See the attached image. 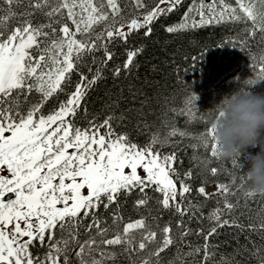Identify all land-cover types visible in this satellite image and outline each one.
I'll return each instance as SVG.
<instances>
[{"label": "snow or ice", "instance_id": "1", "mask_svg": "<svg viewBox=\"0 0 264 264\" xmlns=\"http://www.w3.org/2000/svg\"><path fill=\"white\" fill-rule=\"evenodd\" d=\"M19 3L0 0V264H107L115 261L117 253L109 249L116 247L127 254L130 264H135L136 256H143L141 264H162L161 254L171 248L175 254L167 264H240L235 256L221 255L215 261L219 245L212 243L225 226L244 231L235 219L224 218L239 206V200L234 204L228 197L243 192L247 207L248 199L256 196L245 191L239 162L230 161L229 184L209 181L192 169L181 173L175 167L176 145L189 136L177 126L176 117L208 124L196 107L197 96L191 93L182 108H171L166 114L172 121L170 130L152 133L144 144L117 130L125 119L113 110L118 102L106 105L109 112L102 119L87 107L89 92L105 79L104 69L116 56L113 46L127 45L140 32L144 38L151 37L158 18L184 7L183 0H155L151 6L144 0H128L135 9L131 16H125L119 0H29L33 11L17 13L13 5ZM36 12L42 21H34ZM222 23L244 25L228 45L242 52L247 49L255 60L251 41L259 36L264 46V0H235L234 4L192 0L180 21L164 31L179 34ZM143 50L127 49L126 59L111 69L113 78L130 72ZM97 53H102L99 59ZM85 57L91 58L90 63ZM192 59L194 68L197 58ZM252 67L258 71L244 82L249 85L264 80V52ZM81 113L84 123L78 124ZM177 136L180 141H174ZM190 138L200 140L199 145H189L194 152L203 147L208 153L204 158L193 155L192 160L216 177L221 169L209 167L213 160L220 161L212 127ZM165 147L174 150L165 154ZM194 179H200L195 189L198 197L205 202L212 196L223 200V209L209 214L207 230L202 213L197 216L204 205L189 199L193 188L188 181ZM210 182L215 184L211 194L204 186ZM149 191L158 194V210L179 218L176 235L171 220L155 229L145 217L124 222L121 198L127 201L135 193L133 207L139 209L153 199ZM113 205L111 225H107L99 209L108 211ZM193 219L201 224L195 230L189 226ZM248 230L264 233V218L249 223ZM193 235L203 243L188 241ZM33 248L38 249L36 254ZM254 248L251 256L264 264V246Z\"/></svg>", "mask_w": 264, "mask_h": 264}, {"label": "trees", "instance_id": "2", "mask_svg": "<svg viewBox=\"0 0 264 264\" xmlns=\"http://www.w3.org/2000/svg\"><path fill=\"white\" fill-rule=\"evenodd\" d=\"M149 6L155 3V0H144ZM192 0H183L184 7L178 11H174L167 17H160L158 21L153 24V32L151 37L144 38L142 32L138 35H133L129 38L127 45L116 47L113 46L112 50L115 51V58L104 69L105 79L95 87L94 90L89 92L87 98V107L90 114L99 113L101 119L107 115L109 109L106 105L112 104L113 101L118 102V106L113 110L116 115L121 113L125 119L117 128L118 131H126L130 134L131 138L140 144L148 142L150 135L154 132L165 133L170 130L171 119L166 115L171 108L179 110L184 106L185 98L194 93L197 96L196 107L201 115L207 118L209 112L225 95L232 93L239 87L246 90L253 88L249 87L246 83L247 75L255 76L256 70L252 65L258 63L259 58L264 52V46L259 43V36L251 41V53L255 55L256 59L250 58L248 50L240 51L239 47L231 48L228 42L237 37L241 32L243 24L222 23L220 25H210L203 28L181 32L179 34H168L164 31V27L178 23L186 11L187 6ZM199 2V0H197ZM227 2L234 4V0H227ZM121 7L124 9L125 16L135 14V9L128 0H119ZM14 11L22 13L25 11H33L29 7V0H20L18 5L14 4ZM34 21H42L43 17L38 13H34ZM100 29L97 28V31ZM221 45H228L222 46ZM143 47V52L138 54L135 58L134 65L131 71H122L118 78H113L111 69L117 65L122 64L126 59V50ZM204 53V55H201ZM102 53H97L99 59ZM193 57L197 58V63L193 68ZM85 60L90 63L91 58L85 57ZM250 66V67H249ZM240 68L241 73L238 78L231 82L228 86H222L218 89H212L225 74ZM187 70V71H186ZM86 71V70H85ZM77 77L73 76V81ZM257 94V93H256ZM259 94V93H258ZM264 95V82L262 85L261 93ZM63 99V97H61ZM55 103L53 100L45 112ZM78 124H83V114L77 119ZM116 122L114 121V124ZM178 127H182L189 136H186L182 142L176 145L178 153V160L175 167L184 173L189 169L194 172L201 173V175L209 181H219L221 183L229 184L231 177L228 175L232 171V166L229 160L220 159L219 162L213 160L209 167H218L221 169L216 177H212L209 171L199 161H193V155L204 158L208 153L203 147L193 150L189 145H199L200 140L190 137H198L199 133L203 132L210 124H205L199 119L194 122L188 123L183 117H176ZM139 125V128L137 127ZM147 125V127H145ZM168 125V127H165ZM174 141H180V137L174 138ZM174 149L165 147L162 151L167 154ZM248 153L255 154L258 151L256 147H249L246 149ZM182 162V163H181ZM240 163L246 166V158L241 157ZM244 167L241 168V173ZM193 188L189 196L193 204H203L204 206L197 213L200 216L202 213V226L205 230L208 229L210 224L209 214L223 203V200L217 196H212L207 202L203 197H198L195 189L200 186V179L188 181ZM239 184V180H237ZM205 187L215 186L214 183H206ZM149 196L153 199L150 200L147 207L136 209L133 207L134 201L137 198L134 193L127 201L121 198L120 213L124 222H130L141 217H145L147 222L155 229L159 224L163 227L170 220L173 224L174 235L177 234L175 229V221L179 219L173 213L158 210V205L155 202V197L158 195L149 191ZM219 199V203L217 200ZM229 201L237 203L239 206L229 216L224 215V218L229 220L235 219L237 223L241 224L244 231L236 227L225 226L218 230V235L212 238V243L219 245L216 250L215 261L219 262L221 255L225 258L235 256V259L240 264H258L255 257L251 256V252L255 251V247L264 246V233H257L248 230L249 223L258 224L259 220L264 218V198L255 196L248 199L247 207H245V197L243 192L237 196H229ZM115 209L106 211L103 207L99 209V215L102 220L107 221V225H111V214ZM152 217H159L158 220H153ZM185 222L188 223L186 216ZM90 222V221H89ZM102 223L103 226H107ZM189 226L192 229H197L201 224L193 219ZM158 231V229H157ZM182 231V229L180 230ZM94 234V233H93ZM111 235V233L109 234ZM85 237L81 236L83 240ZM193 245L202 244L203 240L195 235L188 237ZM248 251L245 252L244 249ZM117 253L114 262L109 261L107 264H130L127 254L122 252L120 247L114 249L110 248ZM187 251L185 247L183 249ZM33 253L36 254L38 249L33 248ZM43 249L39 250V254L43 255ZM240 253V254H237ZM175 248L167 250L161 254L162 264H167L168 260L173 258ZM143 256L135 257V264H141Z\"/></svg>", "mask_w": 264, "mask_h": 264}, {"label": "clouds", "instance_id": "3", "mask_svg": "<svg viewBox=\"0 0 264 264\" xmlns=\"http://www.w3.org/2000/svg\"><path fill=\"white\" fill-rule=\"evenodd\" d=\"M256 84V83H255ZM255 84L249 85V87ZM209 112L220 159L237 160L245 191L264 198V95L241 88L221 98ZM256 147L255 154L246 151ZM246 158V166L240 163Z\"/></svg>", "mask_w": 264, "mask_h": 264}, {"label": "rangeland", "instance_id": "4", "mask_svg": "<svg viewBox=\"0 0 264 264\" xmlns=\"http://www.w3.org/2000/svg\"><path fill=\"white\" fill-rule=\"evenodd\" d=\"M235 1V0H234ZM196 19H199V17L197 16L196 17ZM250 67V66H249ZM231 72V71H230ZM232 74H230L229 75V79H232V81L231 82H233V81H235L237 78H238V76L240 75V73H241V69L240 68H236V69H234V70H232ZM229 73V72H228ZM247 79H250V78H255V76H252L251 74H248L247 76ZM235 78V79H234ZM263 82H264V80H260V81H258L254 86H253V88H250L249 89V91H252L253 93H261V90H262V85H263ZM228 86V85H227ZM241 88H243V87H239V88H237L236 90H234V91H237V90H239V89H241ZM234 91H232V92H234ZM141 175H143V172H142V170H141ZM205 191L207 192V193H209V194H211V193H213L214 191H215V186H208V187H205ZM85 194H86V190H85ZM217 208H220V209H223V203L222 204H220L219 205V207H217Z\"/></svg>", "mask_w": 264, "mask_h": 264}, {"label": "water", "instance_id": "5", "mask_svg": "<svg viewBox=\"0 0 264 264\" xmlns=\"http://www.w3.org/2000/svg\"><path fill=\"white\" fill-rule=\"evenodd\" d=\"M233 72H229L225 74L216 84H214L212 89H218L222 86H227L231 83L232 79H229V75L232 74ZM235 79V78H234Z\"/></svg>", "mask_w": 264, "mask_h": 264}]
</instances>
